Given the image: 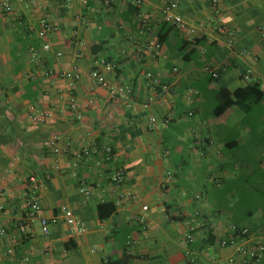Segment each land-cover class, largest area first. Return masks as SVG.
<instances>
[{"label":"crops","instance_id":"0c3cea01","mask_svg":"<svg viewBox=\"0 0 264 264\" xmlns=\"http://www.w3.org/2000/svg\"><path fill=\"white\" fill-rule=\"evenodd\" d=\"M141 1L91 0L86 9L80 0H0V229L9 232L0 264L15 263L9 250L31 264H228L239 259L220 246L231 224L264 241V96L245 110L220 108L251 83L264 93V0H221L220 14L210 0ZM170 1L184 28L164 26ZM4 2L13 12H2ZM42 21L57 27L44 40ZM156 43L159 55L138 52ZM100 58L115 66L100 69L106 85L91 77ZM74 68L76 80L65 76ZM120 89L127 99L112 93ZM37 113L47 114L43 124L31 121ZM104 146L113 153L100 166ZM114 170L124 174L118 186ZM32 175L39 215L68 207L84 234L63 222L44 234L35 219L21 238ZM103 202L115 207L104 220Z\"/></svg>","mask_w":264,"mask_h":264},{"label":"built area","instance_id":"2783aa9c","mask_svg":"<svg viewBox=\"0 0 264 264\" xmlns=\"http://www.w3.org/2000/svg\"><path fill=\"white\" fill-rule=\"evenodd\" d=\"M90 1L91 0H80L81 5L83 8H90ZM103 4L107 7L114 6L115 3H117L118 0H102ZM211 6L213 7L216 14L221 13V0H210ZM131 3L140 6L142 1L141 0H131ZM178 8V4L175 1H170L166 3L162 8V15L164 22L174 25L177 28H184L186 25L183 21V19L176 13V10ZM2 12L10 13L13 12V7L11 3L4 2L1 4ZM138 17L140 19L139 26L142 28H145L148 26V23L144 16L142 14H138ZM57 30V27L55 25L50 24L47 21H42L40 24V29L37 32L38 37L41 40H44L46 36L54 31ZM225 27H220V32H225ZM191 34H195L196 31L194 29H191L189 31ZM74 35H77V32H74ZM229 46H232L233 41L232 39L227 42ZM161 49V45L159 43H156L154 46H143L139 45L138 52H145L150 51L155 55H159ZM42 50L44 52H49L51 50V44L49 42L42 43ZM31 56L33 59H38L39 53L36 51L31 52ZM103 68L107 71H114L115 66L107 61L105 58H100L97 62L95 67L91 71V77L97 81L100 85H106L107 81L106 78L101 74L100 69ZM174 73H177L178 69H173ZM206 71L211 75L213 79H217L219 76L218 70L214 68L207 67ZM66 77L72 78L73 80H76L79 78V74L74 68L72 72H67L65 74ZM149 80H152L153 82H156V80L152 77L151 74H148L147 76ZM248 79V77H246ZM162 92L166 93L169 92L168 86H162ZM114 95L118 94L122 98L127 99V91H124L120 89L119 91H113ZM197 92L193 91L192 89L188 91L187 99L191 100L192 95L196 94ZM72 108L74 110L77 109L75 105H72ZM189 115H193L192 112L189 113ZM30 119L32 122L36 124H43L47 120V114L43 113H37L30 116ZM169 120L166 119L164 123H167ZM151 123L156 124L157 120L155 118H151ZM58 138L54 137L50 145L55 148L57 146ZM104 157L98 161V165H102L105 161H109L112 157L113 150L111 147L104 146ZM91 150L85 149L80 154L81 157L83 156H90ZM171 177V176H170ZM112 182L115 185H120L124 181V174L121 170H114V173L111 176ZM27 181L31 185V193L29 196L28 204L32 210L31 217L28 218L29 220H25L23 223L17 224L18 232L20 233L21 238L26 239L28 238V230L27 226L29 222H33L35 219H39L40 225H41V231L44 234H49L50 232V225L51 224H57L58 222H63L71 231L73 234H84L86 232L85 224L82 223L77 216L74 214V212L69 209L68 207H61L60 214L56 216H52L51 218L40 216L39 213L41 211V206L39 203V200L36 195V191L39 187V180L36 176L32 175L29 176ZM147 207L144 206L143 210L147 211ZM0 210H3V207L0 206ZM229 237L222 239L220 241V246L222 248H232L235 253L239 256V259H235L231 257L228 261V264H262L264 261V241L262 239H256L253 237V234L250 232L248 227L241 226L238 224H231L228 229ZM9 232L6 229H0V236L2 237H8ZM187 241L189 243L193 242V238L190 235H187ZM8 255L10 256L11 260L14 261V264H31L30 257L29 256H23L17 258L12 250H9Z\"/></svg>","mask_w":264,"mask_h":264},{"label":"trees","instance_id":"16d2710c","mask_svg":"<svg viewBox=\"0 0 264 264\" xmlns=\"http://www.w3.org/2000/svg\"><path fill=\"white\" fill-rule=\"evenodd\" d=\"M166 25L167 23H165L164 26ZM22 49H23L22 51L25 50L24 47H22ZM241 93L242 94L240 96H236L234 99L227 100L224 103V105L220 107L221 111H223L225 107L230 106V105H237L241 109L245 110L248 107L260 102L264 96V93L260 90V86L258 83L249 84L247 87L242 89ZM97 209H98L99 218L102 220L111 216L115 211L114 205L108 202H103V203L98 204ZM67 245L68 244H66V246Z\"/></svg>","mask_w":264,"mask_h":264}]
</instances>
